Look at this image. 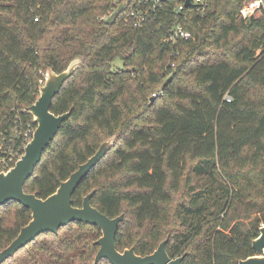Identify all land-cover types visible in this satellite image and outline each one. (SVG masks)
Masks as SVG:
<instances>
[{
    "label": "trees",
    "instance_id": "1",
    "mask_svg": "<svg viewBox=\"0 0 264 264\" xmlns=\"http://www.w3.org/2000/svg\"><path fill=\"white\" fill-rule=\"evenodd\" d=\"M126 1L127 9L146 5ZM183 1L162 0L134 25L122 21L126 9L112 24L101 19L113 0H0V116L14 107L0 137L12 139L25 122L35 127L22 109L37 98L42 73L79 58L49 108L71 113L24 190L47 197L115 135L72 205L95 190L100 212L123 213L119 251L151 253L169 234L166 251L185 253L182 264H237L254 254L264 224V0L248 19L239 14L247 0L175 13ZM175 23L191 38L164 40ZM30 218L14 200L0 205V251ZM99 236L97 226L71 222L0 264H93Z\"/></svg>",
    "mask_w": 264,
    "mask_h": 264
},
{
    "label": "water",
    "instance_id": "2",
    "mask_svg": "<svg viewBox=\"0 0 264 264\" xmlns=\"http://www.w3.org/2000/svg\"><path fill=\"white\" fill-rule=\"evenodd\" d=\"M190 0H185L189 5ZM125 3L118 5L117 9L108 17L106 23L112 24L122 11ZM80 59H73L61 72L56 73L51 67L46 68L43 85L38 88V96L27 107L35 125L32 137L25 145L23 154L14 165L5 171H0V205L14 200L31 212L30 220L20 227L16 237L0 251V263L12 257L20 248L44 232L56 233L60 227L71 222H82L97 226L100 236L94 241L98 250L94 256L93 264L105 258L111 264H182L185 253L170 257L166 251L169 234L161 240L156 248L148 254L138 255L134 247L119 251L115 247V235L123 213L108 217L91 204V197L95 190L87 193L80 207L72 205V194L80 185L90 169L111 149L115 136L103 141L99 148L83 163L79 164L65 179L60 181L54 192L45 198L24 190V184L33 174L36 165L42 157L43 151L54 139L62 123L69 117L71 109L55 115L49 108L52 98L59 92L63 82L79 67ZM153 100V97L150 98ZM1 151V147H0ZM251 248L254 254L240 259L237 264H264V224L258 228V235L252 239Z\"/></svg>",
    "mask_w": 264,
    "mask_h": 264
},
{
    "label": "built area",
    "instance_id": "3",
    "mask_svg": "<svg viewBox=\"0 0 264 264\" xmlns=\"http://www.w3.org/2000/svg\"><path fill=\"white\" fill-rule=\"evenodd\" d=\"M146 5H142V7H138L135 9H127V1L126 0H113L110 8L107 12L101 17L103 20H107L108 17L117 9L118 5L121 3H125L122 11L119 15L125 10V13L122 17V21L124 23L132 22L134 25H139L145 18L148 13H152L158 10L160 6V1L162 0H143ZM263 0H252L251 2L244 3L241 9L239 10V14L242 18L248 19L253 16L254 12L260 10V5ZM194 6L196 10L199 12H204L206 3L205 0H190V7ZM188 8L185 5V1L179 4L177 7L173 9L175 13H179L180 11ZM118 15V16H119ZM117 16V17H118ZM191 32L187 29H184L180 23H175L171 30L166 37L167 41L175 42L177 39H189L191 38ZM177 51H173L171 56L177 55ZM171 66L174 65V62L170 63ZM44 83V78L39 86ZM159 92H154L152 96L158 95ZM226 100L229 101L230 98L226 95ZM22 111H27V108H23ZM28 112V111H27ZM29 113V112H28ZM20 127V126H19ZM20 131L16 132L15 136H17V145L15 146L16 149L12 148L11 146H6L4 143L0 144L1 151H0V171H5L12 167L15 161L23 154L25 145L29 142L32 137L33 131L35 127L31 125L29 122H25L20 128ZM14 136V137H15ZM13 137V138H14ZM13 138L10 139V143L12 144ZM4 141V140H3Z\"/></svg>",
    "mask_w": 264,
    "mask_h": 264
},
{
    "label": "rangeland",
    "instance_id": "4",
    "mask_svg": "<svg viewBox=\"0 0 264 264\" xmlns=\"http://www.w3.org/2000/svg\"><path fill=\"white\" fill-rule=\"evenodd\" d=\"M251 1H252V0H247L246 3L251 2ZM259 15H260V10L255 11L254 14H253V16H257V17H258ZM120 64H121L120 61H116L115 64H114V66H121ZM42 75L44 76V80H45L46 69L44 70V72L42 73ZM42 85H43V84H42ZM38 88H39V87H38ZM38 93H39V92H38ZM13 108H14V107H12V109L10 108V111H8V110H9V109H8V110H7L8 112L6 111L4 115L0 116V124H2V123L5 122V117H6L9 113H12V112H13V110H14ZM15 110H16V109H15ZM7 113H8V114H7ZM11 135H12V134H11ZM11 135H9L10 138H11ZM1 136H2V137H0V142H2L3 139H4L3 142H4V144H5L6 146H11L12 148L16 149L15 146L13 145V143H12V144L10 143V141H9L10 139H9V138L4 137L3 135H1ZM112 136H113V135H112ZM114 136H115V135H114ZM108 138H109V137H108ZM108 138H105V139H103V140L105 141V140L108 139ZM176 198L179 200L181 197H180V196H177ZM176 198H175V199H176ZM173 201L175 202V200H173ZM261 225H263V224H261ZM261 225H260V226H261Z\"/></svg>",
    "mask_w": 264,
    "mask_h": 264
},
{
    "label": "flooded vegetation",
    "instance_id": "5",
    "mask_svg": "<svg viewBox=\"0 0 264 264\" xmlns=\"http://www.w3.org/2000/svg\"><path fill=\"white\" fill-rule=\"evenodd\" d=\"M179 256V255H178Z\"/></svg>",
    "mask_w": 264,
    "mask_h": 264
}]
</instances>
